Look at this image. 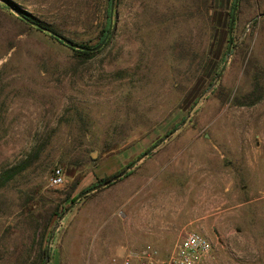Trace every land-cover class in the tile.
Masks as SVG:
<instances>
[{"label": "rangeland", "instance_id": "374dc122", "mask_svg": "<svg viewBox=\"0 0 264 264\" xmlns=\"http://www.w3.org/2000/svg\"><path fill=\"white\" fill-rule=\"evenodd\" d=\"M202 1L117 0L83 58L14 4L92 46L101 0H0V264L166 256L188 230L211 242L202 264H264V0H238L230 46Z\"/></svg>", "mask_w": 264, "mask_h": 264}, {"label": "trees", "instance_id": "16d2710c", "mask_svg": "<svg viewBox=\"0 0 264 264\" xmlns=\"http://www.w3.org/2000/svg\"><path fill=\"white\" fill-rule=\"evenodd\" d=\"M115 1H117V0H115ZM233 3H234V0H204V1H202V3H200L201 6H199V5L196 6L197 10H201L200 7H202L204 14L208 18V21H209L208 23H211V27L213 29V34H212V37H213V42L212 43L213 44L216 43V41H218V37H220V34H221L220 32H222L223 34H226L228 32L229 18H230L231 10H232V7H233ZM100 4L102 5V9H101L102 20H101V23L98 26V32H97V36H96L98 41H97L96 44H94L92 46H96L97 44H99L102 41V39L104 38V36H105V34H106L107 30H108V26H109L110 0H101ZM14 6H15L16 9H18V11L20 13H22L29 20L34 21V22L38 23L39 25H41L42 27H45V28H47L49 30H52L53 32H56L58 34L63 35L61 33V29L59 27L38 19L36 16L31 14L29 11H26L24 9L19 8L16 4H14ZM232 31H233V28H232ZM109 35H111V34H109ZM53 38H55V37H53ZM109 38H110V36H108L106 42L104 43V46L108 43ZM68 39L71 40L74 43H77V44H80V45H84V46H88V47H92L91 45H89L86 42H76V41H74L71 38H68ZM104 46H102V48ZM102 48L99 51H101ZM71 49L78 56L83 57V58H89V57H91V56H93L95 54V52H93V51L80 50V49H76V48H72V47H71ZM207 61H208V57L205 58V62H207ZM211 74H212V72H210L208 74V76H207V79H209V78L210 79L207 80L206 87L203 88L201 91H199L200 95L204 91H206L208 89V87L210 88L211 84L213 83L214 78H212ZM257 98H258V96H257ZM194 100H195V98H193V101H192L193 105L191 106V108L194 106V104L197 101V100H195V101ZM183 121L184 120L182 119V122ZM126 167L121 168L120 170L115 172L112 176L117 175L118 173L122 172ZM128 173H129V171H126V173L122 177L126 176ZM112 176H107V177L102 178L101 180H99L100 182H97V184H100L102 182H105V181L109 180ZM97 184H94L93 186H95ZM87 189L88 188L82 190L81 192H83V191H85ZM81 192H79V194ZM72 194H73V188H72V190H69L67 192V194H66V196H65V198L63 200V202H66V203L63 205V207L61 205V209H59L58 206L55 207V209L53 211V215H57L58 213H62L63 210H66V208L74 201V199L78 195L77 194L75 196L74 195L72 196ZM57 210H60V212H57ZM45 254H46V247L42 246L41 249L39 250V258H40L41 263L44 262ZM49 257H51V255H49Z\"/></svg>", "mask_w": 264, "mask_h": 264}, {"label": "built area", "instance_id": "2783aa9c", "mask_svg": "<svg viewBox=\"0 0 264 264\" xmlns=\"http://www.w3.org/2000/svg\"><path fill=\"white\" fill-rule=\"evenodd\" d=\"M62 180L61 168H54L50 184L56 186ZM211 247L210 240L204 234L188 230L166 256H162L156 248H134L111 255L106 264H202L208 258Z\"/></svg>", "mask_w": 264, "mask_h": 264}, {"label": "water", "instance_id": "95a60500", "mask_svg": "<svg viewBox=\"0 0 264 264\" xmlns=\"http://www.w3.org/2000/svg\"><path fill=\"white\" fill-rule=\"evenodd\" d=\"M237 3H238V0H234V3H233V7H232V10H231V15H230V19H229V25H228V45L230 46V44L232 43V28H233V23H234V17H235V12H236V9H237ZM114 5H115V0H110V10H109V26H108V30L104 36V38L102 39V41L97 44L96 46H92V47H88V46H84V45H80V44H77V43H74L72 42L71 40H69L67 37L61 35V34H58L56 32H53L52 30H49L45 27H42L41 25H39L38 23L34 22V21H31L29 20L27 17H25L22 13L18 12L17 11V14L20 18H22L24 21L30 23L31 25L43 30V31H46L48 32L50 35L54 36L55 38H57L59 41L63 42L64 44H66L67 46H70V47H73V48H76V49H80V50H86V51H96L98 50L99 48H101L104 43L106 42L109 34H110V31L112 29V25H113V22H112V15H113V10H114ZM228 54V52H227ZM221 73V72H220ZM220 76V74L218 75V77ZM217 77V78H218ZM213 85V84H212ZM211 85V86H212ZM210 86V87H211ZM197 103V102H196ZM195 103V104H196ZM194 104V105H195ZM193 108V107H192ZM192 108L190 109V111L188 112L187 116L185 117V119L189 116ZM185 122V120L180 123L174 130L173 132H175L179 127H181L183 125V123ZM169 135V134H168ZM168 135L166 137H168ZM158 144H155L154 146H152L151 148H149L147 150V152H145L141 157H144L146 156L151 150H153L155 147H157ZM95 152H92V156H95ZM139 157L138 159H136L134 162H131L122 172L118 173L117 175H114L112 176L109 180L105 181V182H102L100 184H97L95 186H92L90 188H88L87 190L81 192L80 194H78L76 196V198L74 199V201L66 208L65 211L69 210L73 204L79 199L81 198L82 196H85L87 194H89L90 192H93L97 189H99L100 187H104V186H107L109 185L110 183L114 182L115 180H117L118 178L122 177L126 171L137 161L140 160ZM48 248H46V254H45V260H44V264H47L48 262Z\"/></svg>", "mask_w": 264, "mask_h": 264}, {"label": "crops", "instance_id": "0c3cea01", "mask_svg": "<svg viewBox=\"0 0 264 264\" xmlns=\"http://www.w3.org/2000/svg\"><path fill=\"white\" fill-rule=\"evenodd\" d=\"M210 256V255H209ZM208 260V259H207ZM206 261V260H205Z\"/></svg>", "mask_w": 264, "mask_h": 264}]
</instances>
